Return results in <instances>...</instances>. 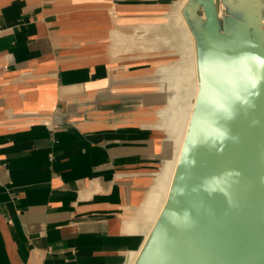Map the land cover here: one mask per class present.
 <instances>
[{
  "label": "crops",
  "instance_id": "1",
  "mask_svg": "<svg viewBox=\"0 0 264 264\" xmlns=\"http://www.w3.org/2000/svg\"><path fill=\"white\" fill-rule=\"evenodd\" d=\"M82 1L0 0V264H126L144 239L125 223L168 158L163 103Z\"/></svg>",
  "mask_w": 264,
  "mask_h": 264
},
{
  "label": "water",
  "instance_id": "2",
  "mask_svg": "<svg viewBox=\"0 0 264 264\" xmlns=\"http://www.w3.org/2000/svg\"><path fill=\"white\" fill-rule=\"evenodd\" d=\"M198 3L203 9L206 35L204 47L198 49L203 89L191 120L175 189L139 264H168L165 258L171 251L176 254L174 264H264V107L257 110L256 121L251 119L255 118L256 110L248 111L244 118L237 105L240 97L232 93L238 90L240 83L229 87L224 76L218 74L220 69L216 64H224L221 55L226 53L225 49L220 52L215 45L208 47L211 39L236 47H250L254 39L253 27L257 24L256 7L251 8L252 25L245 31L250 40L236 44L220 32L213 0ZM258 42H261L259 36ZM213 55L217 56L216 61ZM242 83L246 88L251 85ZM205 86L209 90H205ZM261 94L264 99V92ZM214 95L221 96V104L218 112L212 111V116L222 125L220 133L224 136L218 137L216 150L210 155L207 152L206 156L202 155L209 148L205 132L215 129L209 125L206 110ZM233 119H241L244 124L239 126ZM201 160L205 164L202 181L181 218L180 230L174 233L170 247L168 232L175 218L173 210L178 206L179 183L188 178Z\"/></svg>",
  "mask_w": 264,
  "mask_h": 264
},
{
  "label": "bare ground",
  "instance_id": "3",
  "mask_svg": "<svg viewBox=\"0 0 264 264\" xmlns=\"http://www.w3.org/2000/svg\"><path fill=\"white\" fill-rule=\"evenodd\" d=\"M206 1L207 0H183L178 6L177 16H175L177 17L175 23L176 25H171L172 22L170 23L169 21H166L160 17L136 18L134 20H129L128 23H130L134 27L135 31H143L144 35L138 36L136 35V33L133 35H127L124 33L119 34L114 31L110 32V34L108 35L111 43V51L109 53V56L112 60L117 58H121L123 61L135 59H149L153 57H158L159 53L165 51L169 53H177V55L181 57L184 66V68L182 66V73L176 76L175 78L171 79L156 77L155 73L163 75L162 73L155 72L157 70H144L143 72L147 73L143 75L144 77L148 78H145V80H142L141 82L137 83L139 90H145L153 93L154 101L162 102V100H164L163 102L165 104V107L156 108L157 111H155L154 114H151L149 119H147L146 121L154 124L153 126H155V128L160 127L159 129H166L163 133L155 134L157 136L166 135V137L163 139L167 147V149H165V152H168V157L171 158L169 162H167L164 166L162 181L158 184L157 189L155 191H146L144 193L135 195L134 197V201L137 204L136 206H134L135 213L128 220H126L125 230L127 232L142 234L144 239L139 250L137 252L135 251V253L129 254L126 264L140 263L141 259L143 258V253L147 246V243L150 240L151 234L153 233L162 213L164 212L165 207L167 206L171 198L172 192L174 191L176 186L180 160L184 152L185 144L191 128V120L193 118L196 106H198V97L201 93V90L203 89L201 85L200 53L198 49L202 46L204 47V44L206 43V35L204 32V13L201 4H199L198 2ZM82 2L81 3L84 6L92 5V0H84ZM112 2L111 0H105L104 3L95 2V4H99V6L101 5V7L105 8L106 12H112L117 9H123L117 7ZM213 5L220 32L223 33L226 38L231 39L236 44H243L244 41L250 40L248 33L245 31L247 30L248 26L252 25L251 8L252 6H255L257 24L255 27H253L254 39L253 41H251L252 43L250 45L257 46L258 49L264 51V0H213ZM158 8L163 7L145 6L138 7L132 10L140 9L144 11L156 10ZM149 32L152 33V36L149 35ZM258 36L261 38L260 43L258 42ZM239 48L241 47H238V49ZM235 50L237 49L235 48ZM241 50L243 53L240 52V49L239 52L244 54V49ZM246 50L248 49L245 48V51ZM249 54L251 55V53ZM250 55H248L250 57L249 59H251ZM254 56L255 55L253 54L252 57L254 58ZM232 57L233 56H231V58ZM236 59H238V57ZM244 59L246 58H243L242 62ZM245 61L246 60H244V62ZM242 62L240 61L239 65L245 67L247 64L242 65ZM255 62L256 61L254 60V63ZM256 64L253 66L256 67ZM236 65L237 64H235V66ZM251 65L247 66L250 68L248 70L244 67L241 68L242 70L246 69V71L244 72L245 74L241 69V71L239 70L240 72H242V76L245 75V77H248V75L252 72ZM216 66L220 69V72L218 73L219 77L224 76V81L228 83V81L230 80L229 67L225 64V62L224 64L221 63V65L218 63V65L216 64ZM231 72L236 71L233 70ZM233 74L232 76H234ZM237 76L239 77L240 75ZM258 76H255L256 79H258ZM262 78H264V76H262ZM254 82L258 84L255 79L253 83ZM259 84H262V81ZM229 86L231 87V83ZM261 87H264V85ZM237 89H240L239 85L237 86ZM205 90H209V88L205 86ZM245 91L246 89L244 90V92ZM185 96L189 98L190 101L187 105V109L184 111L183 114L181 112L182 110L180 111V102L185 98ZM220 104L221 96L214 95V97L212 98L211 106H209L206 110V112L208 113L206 114V118H208V122L210 123L209 125L210 127L214 126L215 129H210L205 132L208 136L207 140L209 142V148H206L202 155L207 156V152L209 153V155L211 154V151L214 152L217 147L216 140L219 136H224V133H220L223 131V129H221L222 125H220V123L215 122L212 116V111L218 112L217 107L220 106ZM174 130L177 132H174ZM173 132L174 135H172ZM171 135L172 137H168ZM203 166H205L203 160L200 161V164L197 162L196 166L194 167V170L188 176V178L184 180V182L179 183L178 194L180 195V197L178 199V206L176 207V209L173 210L175 218L171 230L168 232V242L170 247L172 246L174 233L177 230H180L179 226L182 224L181 222H183L181 218L183 219L182 216L184 212L188 209L190 204H192L197 193V188L202 181L201 173ZM181 203L183 204L181 205ZM175 222H177L176 226L174 225ZM174 257H176V254H173L172 251L169 254L167 253L165 258L166 262L168 264H174Z\"/></svg>",
  "mask_w": 264,
  "mask_h": 264
},
{
  "label": "rangeland",
  "instance_id": "4",
  "mask_svg": "<svg viewBox=\"0 0 264 264\" xmlns=\"http://www.w3.org/2000/svg\"><path fill=\"white\" fill-rule=\"evenodd\" d=\"M182 1L183 0H111V2L113 4H115L117 7H119V6H122L123 7V6H128V5H134V6H139V7H145V6H161L163 8H158L156 10H144V11L138 9V10H134L133 11V10H131L129 8L123 7V9H121V10H118L117 9V10H114L112 12H106L105 13L106 14V16H105L106 19H104V22H106V28H108L110 30L111 29H114V31L117 32V33H119V34L120 33H124V34H127V35H130V34L133 35V34L136 33V35H138V36L144 35V32L141 31V30H136L135 31L134 30V27L130 23H128V21L129 20H132V19L134 20L136 18H144V17L159 18L160 17V18H162V19H164L166 21H169L170 23L172 22L171 25H174L176 23V18L177 17H175V16H177L178 6L180 5V3ZM95 2H97V3H104L105 0H92V5H91V8L90 9L93 10V8L101 7V5L99 6V4H95ZM135 12H137V13H135ZM102 15L103 14H100V19H102V17H103ZM95 18H96L95 16L89 17V20H91L90 23H93L92 20L94 21ZM137 31H139V32H137ZM149 35L152 36V33L149 32ZM214 45L216 46V48L218 50H220V52H221V50L223 52V49H225V52L226 53H224V52L222 53L221 60H223V62H225V64L229 67V79L232 82L230 80L229 81H230L231 85H232V83L234 84V83H240L241 82L239 84V88H241L240 89L241 91H238L239 89L238 90H233L232 93H233L234 96H237V97L239 96L240 97V101H238V104L237 105H238V108H240L241 113L243 114L244 118H245L246 113L248 111L262 110V108L264 107V99L262 97H260V96L262 95L261 93L264 92V90H262V89H264V87H261V86L264 85V81H263L264 78H262V76H264V74H262V73H264V53H262L261 51H259V49H258L257 46H252L251 45L250 46L251 49H250L249 46H243V47L239 48L240 49V52H242L241 49H244L243 50L244 51V54L245 53L247 54V55L246 54L244 55V54H242L243 52L242 53L239 52V49L236 46H232V45L227 44V43L225 44L221 40L211 39L208 47H212ZM235 48L237 50H235ZM245 48L248 49V50L245 51ZM247 51H248V53H247ZM249 53H251V55ZM253 54L255 55L254 56L255 59L252 57ZM248 55L251 56V59H249L250 57ZM213 56H214V59H217V56L216 55H213ZM231 56H233V57L231 58ZM237 57H238V59H236ZM233 58H235V59H233ZM243 58H246L244 60H246L247 63H246V61L244 62V60L242 62V59ZM144 60H146V61H144ZM251 60L253 61V63H254V60L256 62L253 64ZM132 61H136L139 64H144V63L149 64L148 65L149 66L148 69H145V71H147L149 69L157 70L155 72H159V73H162L163 74V75H159V74L155 73L156 74V77H160V78H168V79H171V78H175L176 76H178V75H180L182 73L181 71H182L183 61H182L181 57L177 55V53H169V52H165L164 51L162 53H159V56L158 57H153V58H149V59H138V60L135 59V60H132ZM240 61L243 63V64L241 63L242 65H244V64L246 65L247 64L245 67L243 66L244 68H247V70L250 69L247 66H249V65L252 64L251 65L252 66V72L248 75V77H245V75L242 76V72H240V71L242 70L241 68H243V67L241 65H239L240 64ZM234 63L237 64V65L235 66ZM256 63H258V64H256ZM255 64H256V67L253 66ZM183 68H184V66H183ZM256 68H257V70H256ZM254 69L256 70V72H255ZM233 70L236 71V72H231ZM253 70H254V72H253ZM143 71L144 70L134 72V76H138L139 77L138 79H141L142 77L140 75H143V74L147 73V72H143ZM242 71L244 73L246 71V69H243ZM237 72H238V74H237ZM232 74L234 76H232ZM235 75L236 76L237 75H240V76L239 77L237 76V78H236ZM260 75H262V76H260ZM250 76H252V77L254 76L253 78L256 80V82H258V84L261 83V81H262V84H259L260 85L259 86L257 83H255V82L253 83L254 79L252 77H250ZM255 76H258V79H259V77H260V79L262 78L261 81H260V79L259 80L256 79ZM145 78H148V77H144V80H145ZM238 78H239L240 81L238 80ZM242 79H244V80H242ZM246 80H247V82H246ZM229 81H228V84L230 85ZM244 81L246 83H248V81H249V83L251 85L249 86V84H248L247 85V88H246V86H244V84L242 83ZM255 84H257V85H255ZM250 87H251V89H250ZM245 89H246V91L244 92ZM163 101L164 100H162V103L163 104H161V106H160L161 108L165 107V104H164ZM189 101H190L189 98H187L185 96V98L180 102V107H181L180 108V111L182 110L181 112L183 114H184V111L187 109V105H188ZM257 113L258 112H255V114H256L255 115V118H254V116H252V118H251L252 120L255 119V121H256V119H257ZM233 120L239 126H241L242 124H244V122L241 119H233ZM174 132H177V131L174 130ZM174 132H173L172 135H174ZM172 135L171 136H168V137H172ZM158 137H159V142L158 143H159V148H160L161 140H163L164 137L162 138L160 135ZM162 155H163L162 156V163H161L159 169H157L155 171V173L152 175L151 179H137L135 181V184L137 186L145 189L144 192L151 191V190L155 191L157 189V187H158V184L162 181L164 166H165V164L167 162H169V160L171 158V157L166 158V156H165L164 153H162ZM224 164H226V163L224 162L223 163V166H224ZM138 194H141V193H138Z\"/></svg>",
  "mask_w": 264,
  "mask_h": 264
}]
</instances>
